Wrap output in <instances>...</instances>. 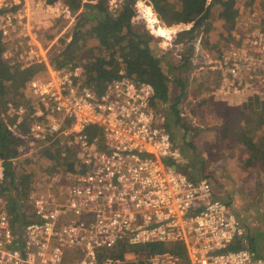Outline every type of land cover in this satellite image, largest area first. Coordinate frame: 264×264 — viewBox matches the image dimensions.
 Segmentation results:
<instances>
[{
  "label": "built area",
  "instance_id": "2783aa9c",
  "mask_svg": "<svg viewBox=\"0 0 264 264\" xmlns=\"http://www.w3.org/2000/svg\"><path fill=\"white\" fill-rule=\"evenodd\" d=\"M26 13L29 0H0L3 40L15 42L19 55L11 65L49 66L47 47L25 30ZM248 21L215 54L204 49V32L196 34L191 58L200 81L220 83L213 92L220 99L264 105V29ZM13 33L29 40L15 41ZM178 41L177 32L167 40ZM49 73L28 85L27 103L8 104L3 114L21 142L13 162L55 144L61 159L75 151L77 163L74 171L38 172L21 202L26 210L19 208L15 217L0 160V264H125L98 251L154 243H182L188 264H264V256L249 248L241 220L214 197L212 183L179 171L182 152L154 105L150 83L122 70L98 92L85 83L82 66ZM91 127L99 129L96 137L88 133ZM75 249L83 255L80 261L66 253ZM147 261L180 264L181 258L165 251Z\"/></svg>",
  "mask_w": 264,
  "mask_h": 264
},
{
  "label": "trees",
  "instance_id": "16d2710c",
  "mask_svg": "<svg viewBox=\"0 0 264 264\" xmlns=\"http://www.w3.org/2000/svg\"><path fill=\"white\" fill-rule=\"evenodd\" d=\"M47 1L48 4H54L58 0ZM62 1L71 12L81 11V14L77 17L73 30L59 39L62 49L58 48L56 53L49 56L50 68L64 70L82 66L85 72V83L98 92L104 91L106 84L119 78L120 72L124 70L129 77L150 83L156 92L154 103L156 109L163 114L168 125L170 121L172 127H181L187 133L188 128L183 121L180 106L184 102L188 85L181 71L188 65L193 51L190 36L196 31L197 26L204 25L203 47L207 53L215 54L225 51L232 42L229 36L240 16L239 0H211L210 3L209 0H145L152 4L157 16L168 26L194 24L193 28L182 34L183 37L178 41V44H183L184 39L189 37L185 42L187 59H178L177 56L172 55L175 50L169 51L172 55L171 68L175 63L173 59L179 63L174 68L181 75L176 77L170 76L164 70L163 56L167 53L158 54L159 40L156 35L138 25L139 10L136 3L138 0H123L116 8L108 6L106 4L108 0ZM257 2L258 0H247L250 6ZM157 20L159 22L158 18ZM210 20L216 21L218 28H208ZM161 26L168 31L176 29ZM215 30L218 31L215 32ZM212 35H216L218 40L215 39V42H212ZM3 37V31L0 29V160L3 161L6 191L19 192V200L10 195V210L16 217L19 205L32 189L36 172L47 168L43 163L49 166L47 169L50 171L68 172L75 170L77 160L73 150H68L66 158L61 159L59 146L53 144L35 153L31 159L22 158L13 162V159L20 154L18 148L21 142L9 131L3 114L8 104L19 107L27 103L28 85L39 77L47 78L50 73L46 63L33 64L24 69L11 65L12 61L19 60V55H11L9 60L4 59L3 54L8 48ZM40 37L38 39L41 41ZM196 81L194 79L191 84L192 95L197 94L193 88ZM216 83L207 84L200 94L217 89ZM205 105L208 111L213 112L228 109L227 101L215 99L214 96L206 99ZM233 107L235 109L231 110L232 116L222 121L218 138L222 137L224 140L226 138L230 145L235 142V146H246L251 152L250 162L261 164L264 168V133H262L264 132V105L259 102H244ZM236 118L244 122L235 125L233 120ZM13 121L14 119H9V122ZM98 132L97 127L88 129L91 137H96ZM19 218L17 217L16 220L18 221ZM165 251L178 255L181 258L180 264L189 263L186 248L182 243H154L137 247L121 244L112 250L111 256L122 258L125 264H148L147 258Z\"/></svg>",
  "mask_w": 264,
  "mask_h": 264
},
{
  "label": "crops",
  "instance_id": "0c3cea01",
  "mask_svg": "<svg viewBox=\"0 0 264 264\" xmlns=\"http://www.w3.org/2000/svg\"><path fill=\"white\" fill-rule=\"evenodd\" d=\"M193 81L191 80V84ZM214 82L217 81L215 80L212 83ZM219 85L220 83L215 84L216 87L218 86L217 89ZM217 89L200 95L189 94L186 97L180 108L183 121H185L188 128L187 133L181 127H172V123L169 121L168 126L172 132L174 144L183 155L178 168L179 171L187 174L193 180L204 178L212 183L214 197L225 202L229 210L241 220L249 248L264 256V168L261 164L257 165L250 162L251 152L246 146L240 145V153L237 152L225 158H218V154H215L217 158L213 161L210 150L204 155V145H200V143H206L202 136L209 133L207 128L209 124L207 123V126H204L200 121L197 122L193 113L205 116L208 112L205 100L212 96L220 99L218 95L213 94ZM242 102L244 101L227 100L228 112L232 113V107L237 104L241 105ZM202 105H205V107L203 108ZM220 112V110L215 111L216 114ZM233 121L235 125L244 122H241L238 118ZM219 127L217 124L212 132L216 133V138L220 134L217 130ZM234 144L236 143L234 142ZM214 149L216 148L214 147ZM197 156L198 159H196Z\"/></svg>",
  "mask_w": 264,
  "mask_h": 264
},
{
  "label": "rangeland",
  "instance_id": "374dc122",
  "mask_svg": "<svg viewBox=\"0 0 264 264\" xmlns=\"http://www.w3.org/2000/svg\"><path fill=\"white\" fill-rule=\"evenodd\" d=\"M87 1V0H85ZM123 2V0H108L107 1V5L110 6L111 8H116L117 5L121 4ZM211 2V0H209V3ZM137 7L139 10V15H138V25H140L142 28H145L147 31L152 32L153 34L155 33L156 35H158L157 30L155 29L154 31L152 29H150V27H148V21H147V10L146 7H151L153 12L156 14V12L154 11V8L152 6L151 3L145 1V0H138L137 2ZM26 4V2L22 5V9L24 8V5ZM238 7H239V17L237 18L236 24L233 28V30L231 31V35L229 36V38L232 40V42L229 44V46L233 43V39L232 36L234 35L233 31H235L236 28L242 29L244 27H246V21L249 20L250 22H257L259 23L263 29H264V0H258L257 4H254L253 6L248 5L247 0H239L238 1ZM27 11V7L25 8ZM255 12V15L250 16V14L248 15L249 12ZM150 13L151 11L149 10V17H150ZM81 14V11L79 12H71V10L68 8V6L66 4H64V2L62 0H58L56 3L54 4H48L47 0H29V13H26L27 15V23L26 25L29 27L25 30H28V32H32V36L34 39H38L39 36H41V43L47 47L48 52L50 57L57 52L58 48L62 49L61 44L59 42V39L61 37H63L65 34L70 33L73 30V26L75 25L76 21H77V17ZM157 16V14H156ZM256 16V17H255ZM157 18L159 19V22L161 25L168 27V28H176L174 32H177V36H178V40L180 38L183 37L182 34H184L186 28H193V23L191 24H178V25H173V26H168L167 24L163 23L162 20L157 16ZM248 18V19H247ZM248 21V22H249ZM208 24V23H207ZM208 28H218V24L216 21L210 20L209 21V25L207 26ZM196 31L192 32V36H190V38H193L196 34H199L200 32H204V25H199L196 27ZM20 30V29H19ZM182 30V31H181ZM218 30H215V32H217ZM214 32V33H215ZM169 33H167V38L161 37L162 35H159V37H157V39L159 40L158 42V54L159 55H163L164 53H167L166 56H163V67L164 70L167 71L169 73L170 76L172 77H176L181 75V73H184L186 79L188 80V82L186 83L188 86L186 88L185 91V97L184 100L186 99V97L191 94V80L196 79L197 83L195 84V86L193 87L194 90L197 92V95H200L201 92H203L205 90V86H206V82L204 80L200 81V77L197 74V66L194 61H192V56L190 57L189 63L187 66L184 67V69L181 71V73L177 70H175L174 66H178L179 63L174 60V66L171 68V61L170 59H172V55H175L179 58H184L187 59L186 54L187 52V46H185V42L189 39V37H186L183 41V44H177L173 43L170 44V42L168 43L167 40L171 38V33L168 35ZM50 35H54V38L49 37ZM13 37L14 39H16L15 41H17V39H24L23 41H27L29 40L28 37H24L23 33L19 34V33H13ZM4 38V37H3ZM5 39V38H4ZM218 40L216 35H212V42H215ZM8 40V38H7ZM191 41V39H190ZM12 43V44H11ZM13 43L15 42H7V48L5 50V53L3 54V56L6 54L8 56H16V51L14 52L13 49ZM61 48H60V47ZM153 46L155 47V45L153 44ZM170 50H175L172 55L169 52ZM194 51V50H193ZM192 51V52H193ZM45 52H47V50H45ZM207 52V51H206ZM10 55H9V54ZM169 55V56H168ZM11 56V57H12ZM182 56V57H181ZM186 56V57H185ZM47 58L49 60V57L47 55ZM200 58V56L198 57ZM193 59L194 56H193ZM184 63V62H183ZM49 68V72H50V66ZM174 68V69H173ZM52 70V69H51ZM41 73H43L41 71ZM43 76V74L41 75ZM203 82V83H202ZM189 93V94H188ZM202 107L204 108L205 105H202ZM232 109H235V107H232ZM207 111V110H206ZM221 112L216 114L213 111H208L206 112V115H201V114H197L195 115L193 113V116L196 118L197 122L200 121L202 123V125L207 126L208 125V129H209V133L204 136H202V139L206 142L205 144L200 143V145H204V155L207 154V152L210 150V154H212L213 157V161L214 159L216 160V156L215 154H218V158H225L228 155L237 153L239 151V147L235 146L234 144L230 145V142L228 140H225L222 137H217L216 138V133H212L215 128L218 126L222 125V121L228 117H230V115H232V113L228 112L227 110H220ZM236 112V111H235ZM234 112V113H235ZM243 113V112H241ZM190 118V117H189ZM192 120V119H190ZM242 122V121H241ZM221 128V127H219ZM219 128L217 129L219 131ZM264 133V132H262ZM220 135V134H219ZM211 136V137H210ZM210 138V139H209ZM213 138V139H212ZM228 138V137H227ZM219 141H218V140ZM202 140V141H203ZM211 140V141H210ZM216 140V141H215ZM215 142V143H213ZM217 145V146H216ZM232 146V147H231ZM214 147L216 149H214ZM60 150V149H59ZM213 150V151H212ZM216 150V151H214ZM222 157H219V156ZM183 156V155H182ZM200 156V155H199ZM199 157L197 156L196 159H198ZM204 158V157H202ZM43 163V162H42ZM39 164V163H38ZM43 165L45 167H49L47 164L43 163ZM180 165V164H178ZM47 168H44L45 170H48ZM39 170L36 172V174H38ZM33 183H34V178H33ZM9 196H14L15 198H17V200H19V192L15 191V190H10L8 191ZM218 199V198H217ZM10 201V200H9ZM222 201V200H221ZM13 199H12V204H13ZM225 203V202H224ZM19 208L21 210H26V205L23 206V204L19 205ZM28 209V208H27ZM113 249H107V248H103L101 250H99V253H102L105 257L111 256ZM66 253L68 255H70L71 258H75L78 261H80L83 257L82 254H80L79 250L75 249V250H68L66 251ZM113 257V256H111Z\"/></svg>",
  "mask_w": 264,
  "mask_h": 264
},
{
  "label": "bare ground",
  "instance_id": "6f19581e",
  "mask_svg": "<svg viewBox=\"0 0 264 264\" xmlns=\"http://www.w3.org/2000/svg\"><path fill=\"white\" fill-rule=\"evenodd\" d=\"M146 10H147V21H148L147 23H148L150 29H152L153 31L156 29V30H157V33H158L159 35H162L161 37H164V38H167V36H166L167 33H169V34L171 33L170 35H172V34L174 33L173 30H172V31L165 30V29L159 24V22H158V20H157L155 14H154L152 8L146 7ZM149 10L151 11V13H150V17L148 16V15H149ZM169 34H168V35H169ZM170 35H169V36H170Z\"/></svg>",
  "mask_w": 264,
  "mask_h": 264
},
{
  "label": "water",
  "instance_id": "95a60500",
  "mask_svg": "<svg viewBox=\"0 0 264 264\" xmlns=\"http://www.w3.org/2000/svg\"><path fill=\"white\" fill-rule=\"evenodd\" d=\"M155 34V33H154ZM156 35V34H155ZM157 37H159L158 35H156ZM160 38V37H159ZM161 39V38H160Z\"/></svg>",
  "mask_w": 264,
  "mask_h": 264
}]
</instances>
